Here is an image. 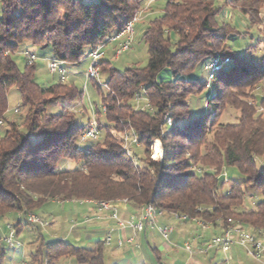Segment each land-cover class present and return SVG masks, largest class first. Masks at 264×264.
Returning <instances> with one entry per match:
<instances>
[{
	"label": "trees",
	"instance_id": "obj_1",
	"mask_svg": "<svg viewBox=\"0 0 264 264\" xmlns=\"http://www.w3.org/2000/svg\"><path fill=\"white\" fill-rule=\"evenodd\" d=\"M145 1L2 0L0 120L8 129L0 135V220L13 211L34 213L47 200L126 198L137 210L153 204L165 215L187 214L214 227L223 228L231 219L264 231V112L258 111L264 107V95L257 94L264 82V59L255 63L228 51L226 38L232 28L218 26L222 8L215 0H168L144 33L149 53L145 67L122 72L110 59L102 61L108 87L92 79L106 110L102 114L97 108L99 136L85 143L80 138L89 123L78 122L77 108L47 110L51 99L76 102L82 92L65 83L43 88L35 81V63H27L22 71L13 58L25 44L51 47L53 59L80 63L107 36L122 30ZM260 2L231 3L255 22ZM217 56L230 62L210 83L194 77L205 61L208 73L206 66ZM164 70L172 78L159 80ZM13 85L27 110L20 122L4 117ZM213 85L207 110L194 115L190 97ZM137 94L144 100L138 101ZM227 107L238 111L236 123L217 121ZM125 134L138 138L129 151ZM156 139L163 149L160 160L151 158ZM228 167L238 169L243 179H227ZM21 224L19 220L14 225L17 235ZM104 245L98 241L89 249L62 239L49 243L45 253L38 248L32 259L53 264L72 256L81 264H104ZM0 248L1 257L8 249L2 243Z\"/></svg>",
	"mask_w": 264,
	"mask_h": 264
},
{
	"label": "rangeland",
	"instance_id": "obj_2",
	"mask_svg": "<svg viewBox=\"0 0 264 264\" xmlns=\"http://www.w3.org/2000/svg\"><path fill=\"white\" fill-rule=\"evenodd\" d=\"M168 0H146L140 11L142 13L141 19L135 24V33L133 44L129 50L124 51L119 58H114L113 48L117 43L107 46V58L112 61L113 67L119 71H124L129 67L143 68L148 64L149 53L148 45L144 39V33L149 22L162 14V11ZM224 1L215 0L218 7L221 6V12L217 16V24L220 27L230 25L231 30L226 38V46L230 53L242 57H250L255 63H261L264 59V0H261L258 7L257 18L252 22L250 14L245 13L239 6L231 3L232 0ZM2 14V0H0V15ZM172 40L176 41L175 34ZM28 46L22 44L18 51L13 55L19 68L25 71L28 63L24 50ZM37 59L35 61V81L43 88L54 84H70L78 91L82 92V98H78L76 102H71L65 97H58L51 99L47 105L49 112H57L62 109L72 111L76 109L78 122L82 125H88L89 118L96 115L97 108L103 112L102 96L99 92L95 80L87 75V71L91 66V59L88 54L82 58L80 63L74 64L76 72L72 69L73 65L70 63L62 64L65 70V81L61 80L59 73H51L49 70L50 61L53 59V52L51 47H36L33 50ZM87 53V51H86ZM207 61L201 63L194 74V77L201 81H208V73L205 68ZM107 76L101 74V81L105 82ZM172 78L168 70H164L158 76V79ZM261 90H257L258 95H264V82L260 84ZM106 92L105 89H103ZM214 92V85L211 89H207L202 93L193 95L189 101L193 109L194 115H201L207 110V96ZM22 96L18 88L13 85L8 89L7 94V110L4 117L8 121H22L26 114V108L22 107ZM19 112H15L16 108H20ZM83 111V112H82ZM103 114V113H102ZM103 116V115H102ZM239 113L233 108L227 107L224 112L217 116V121L222 123H236L238 121ZM214 115L211 116V119ZM96 118V117H95ZM8 129V124L0 126V135H4ZM156 152L152 147L151 158H155ZM154 154V155H153ZM65 162L59 164L60 168L65 167ZM227 179L241 180L243 175L241 172L233 167L225 169ZM90 204L82 200H67L56 201L47 200L40 204L34 211L41 219L46 222L45 226L39 224L28 223V216L18 211H13L7 215L6 219L0 220V227H4L5 235L8 234L7 223L17 224L20 220L23 227L16 236L21 241L22 246L15 249H8L6 253L0 257V264H38V258L32 259L33 253L40 248L43 253L46 252L47 245L57 240H66L77 247H85L93 249L96 243L103 241L106 237L105 232H95L90 224L84 221L86 217H91ZM175 220V219H174ZM177 221V220H176ZM187 223V222H181ZM194 223V222H193ZM173 224V223H172ZM157 232V230H156ZM159 234V233H158ZM4 235V236H5ZM160 238L165 240L160 234ZM166 241V240H165ZM185 241V240H184ZM176 247L173 251L172 258L168 259L164 255L160 256L153 249H144L140 253L131 254L125 257L122 256V249L115 250V248L104 245L103 255L104 264H184L188 258L183 248ZM207 264H264V255L261 259H256L249 255L245 249L240 245L234 244L229 250L214 249L209 253ZM53 264H81L74 257H62Z\"/></svg>",
	"mask_w": 264,
	"mask_h": 264
},
{
	"label": "built area",
	"instance_id": "obj_3",
	"mask_svg": "<svg viewBox=\"0 0 264 264\" xmlns=\"http://www.w3.org/2000/svg\"><path fill=\"white\" fill-rule=\"evenodd\" d=\"M143 11L140 10L135 14V16L126 23L124 28L114 34L107 36L102 42H100L97 47L88 54L91 59V66L87 71V75L90 78L96 79L100 85L103 87H108L106 81H101V63L107 58V46L113 43H117L118 47L115 49L114 58H119L124 51L130 49L134 40L135 33V24L141 19ZM27 57L28 63H35L37 55L33 50H27L24 52ZM230 62L229 57L217 56L213 58L206 69L208 70V80L209 83L214 79L215 74L219 72L225 65ZM62 64H65L56 59H52L49 64V70L51 73H59L61 75V80L65 81V70L62 67ZM208 83V86L210 84ZM138 101H143L144 98L140 95H136ZM254 99L250 100V104H255ZM146 107H149V104H146ZM106 110V108H103ZM19 108H16L15 112H19ZM258 111L264 112V107L258 106ZM171 120L169 119V123ZM4 124L3 120H0V126ZM99 136V129L97 126V120L93 115L89 120V126L86 131L82 134L80 141L85 143L89 140L96 139ZM138 144V138L131 137L129 134L124 135V148L130 150L131 144ZM157 146L161 148V155L155 160H160L162 158L163 149L162 144L159 139L154 141V149L156 151ZM154 155V154H153ZM87 203H94L97 205L100 211L108 210L111 211V217L117 221V224L120 227L126 228L130 227L136 232H144L145 230H154L157 232L169 243H172V234L175 231V227L171 224H160L159 218L164 215V212L155 208L153 204H148L143 206L138 214H132L128 218H122L119 215V209L121 207H127L128 200L126 198L119 200H109V201H94V200H82ZM28 222L31 224H39L45 226L46 222L41 219L35 213H28ZM175 220L179 222H194L202 229H209L212 224L205 223L195 217H191L187 214H174L172 216ZM90 218L86 217L84 222L89 221ZM8 234L5 235L1 240L4 247L7 249H15L22 245L21 241L16 238L17 231L14 224L7 223ZM105 245H111L113 242V237L111 233H108L103 240ZM118 246H123L124 240L118 239ZM234 244L240 245L246 252L253 256L256 259H261L264 255V231L254 230L251 228H246L241 225L233 224V221L229 219V224L223 227L222 231L219 234L214 235L208 240H205L201 245H195L194 239H188L183 243V248L190 255L194 254H208L211 250L222 249L227 251Z\"/></svg>",
	"mask_w": 264,
	"mask_h": 264
},
{
	"label": "crops",
	"instance_id": "obj_4",
	"mask_svg": "<svg viewBox=\"0 0 264 264\" xmlns=\"http://www.w3.org/2000/svg\"><path fill=\"white\" fill-rule=\"evenodd\" d=\"M36 47L28 46L27 50H35ZM72 69L76 72V68L74 64ZM91 212L87 215L91 217L89 221L85 222L86 224H90L93 227L95 232H105L106 235L108 233L112 234L113 242L111 247L115 248V250L122 249V256L125 257L131 254H138L142 252L144 249H153L159 257L164 255L168 259L172 258L173 251L176 247H181L180 244L184 240L194 239L195 245H201L205 240L210 239L216 234H219L222 231V227H214L211 226L209 229L205 230L200 228L196 223L187 222L181 223L179 221L174 220V218L170 215H163L159 218L160 224H171L175 227V231L172 234V243H169L162 238H160L158 232L154 230H145L144 232H136L130 227H120L117 224V221L111 217V211L104 210L100 211L96 204L89 203ZM141 210H137L132 208L129 204L125 208L124 206L119 209V215L122 218H128L132 214H138ZM173 223V224H172ZM23 227V225L21 224ZM0 227V238H2L5 234V228ZM123 239V246H118V239ZM100 241V240H99ZM184 241V242H185ZM1 250V248H0ZM185 253L188 254V258L184 264H207V260L209 259L208 254H194L190 255L187 251Z\"/></svg>",
	"mask_w": 264,
	"mask_h": 264
},
{
	"label": "bare ground",
	"instance_id": "obj_5",
	"mask_svg": "<svg viewBox=\"0 0 264 264\" xmlns=\"http://www.w3.org/2000/svg\"><path fill=\"white\" fill-rule=\"evenodd\" d=\"M156 152H161V148H160V146H157V148H156ZM160 155H161V153L155 154V158H156V157L159 158Z\"/></svg>",
	"mask_w": 264,
	"mask_h": 264
}]
</instances>
